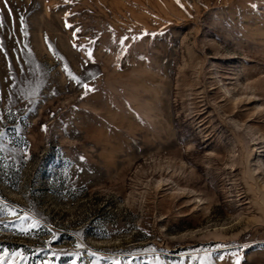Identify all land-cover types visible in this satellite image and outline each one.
<instances>
[{
    "label": "rangeland",
    "instance_id": "1",
    "mask_svg": "<svg viewBox=\"0 0 264 264\" xmlns=\"http://www.w3.org/2000/svg\"><path fill=\"white\" fill-rule=\"evenodd\" d=\"M0 20V264H264V0Z\"/></svg>",
    "mask_w": 264,
    "mask_h": 264
},
{
    "label": "snow or ice",
    "instance_id": "2",
    "mask_svg": "<svg viewBox=\"0 0 264 264\" xmlns=\"http://www.w3.org/2000/svg\"><path fill=\"white\" fill-rule=\"evenodd\" d=\"M66 2H69V0H66ZM21 21H23V17H21ZM0 27H3V21H2V20H0ZM66 27H71V25L66 24ZM21 29H23V24H21ZM79 31H80V29L77 28V29H76V32H79ZM75 34H76V33H74V35H75ZM124 39H127V37H125ZM121 43H123V40H121ZM74 46H75V45H74ZM87 56H88L89 59L92 58V54H91L90 51L87 52ZM65 71L68 73V75H69L70 78H72V79H76L74 76H72V74H71L70 72H68L67 67L65 68ZM76 82H77V83H80L79 80H77ZM83 87H84L85 90H86V91H85V94H87V92H90V91L93 90V89H91L87 84L83 85ZM79 246H80V245H77V247H79ZM221 259H223V257H221ZM72 264H76L75 260L72 261ZM113 264H119V262H118V261H114ZM236 264H239V260L236 261Z\"/></svg>",
    "mask_w": 264,
    "mask_h": 264
}]
</instances>
